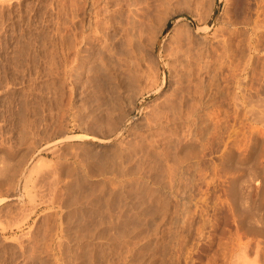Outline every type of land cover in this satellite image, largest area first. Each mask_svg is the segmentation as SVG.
Here are the masks:
<instances>
[{"label": "rangeland", "instance_id": "obj_1", "mask_svg": "<svg viewBox=\"0 0 264 264\" xmlns=\"http://www.w3.org/2000/svg\"><path fill=\"white\" fill-rule=\"evenodd\" d=\"M101 1L0 0V264H264L261 0H172L156 40L143 16L156 0H112L115 10L105 4L111 19L104 28L112 23L105 30L116 53L110 68L124 76L143 72L135 76L134 94L122 90L127 98L121 96L122 117L113 127L109 118L119 110L108 107L105 70L82 64L74 48L80 22ZM175 17L178 25L168 33ZM132 26H139L140 39ZM180 37L198 54L189 66L198 70L191 76L198 82L195 120L178 126L177 117L162 131L159 113L181 94L165 53ZM173 126L196 138L177 148L169 139L176 137Z\"/></svg>", "mask_w": 264, "mask_h": 264}, {"label": "bare ground", "instance_id": "obj_2", "mask_svg": "<svg viewBox=\"0 0 264 264\" xmlns=\"http://www.w3.org/2000/svg\"><path fill=\"white\" fill-rule=\"evenodd\" d=\"M73 1V0H72ZM90 1V0H89ZM93 1H95V0H93ZM92 0H91V3L90 2H88V4H90V6L92 5V2H93ZM112 0H104V2H102V3H104L103 5V7L102 8H100L99 10L98 9H95V8H93V6H92V8L94 9L93 11H94V13L92 14V15H90L89 17H87V19L85 20V21H83V22H80V25H79V27H81V29H80V32H78L79 33V35H77L76 33H75V36H77L76 38L78 39V40H76V38H75V40H73V43H74V41H75V45H74V48H75V53H76V55L78 56V57H80V59H81V61L80 62H82V64H85V63H88L87 65H89L91 62L93 63V62H95L94 63V65H93V67H91L92 69H94L95 71H100V70H105V76H106V78H107V85H105V86H107V89L105 90V91H107V101H108V107H110L111 109H114V110H119V113L115 116H112V118L110 119L109 118V123L111 124V126L113 127L114 125H116L115 123L118 121V120H120L121 119V117H122V112H121V109H122V107H121V109H120V105H123V104H120V99H121V96L122 95H124V94H122V90H129L128 92H126L127 94H128V97L130 96V95H132V94H134L136 91L134 90L135 88H134V86H137V85H134V82H135V76L137 77L138 75L141 77V75L143 74V72H142V74L140 75V74H137L138 72H135L136 74L135 75H133V72H132V74L130 75V74H128V76H124V75H121L120 73H118L115 69H111L110 68V66H109V64H108V62H110L109 60H111V58L109 59V57H110V55H111V52L114 54L115 53V48H114V52L112 51V47H111V42L109 41V35H108V27L112 24H110L107 28H104V26H106V24H109L110 23V17H109V7H107L108 5H105V4H108L109 2H111ZM116 1V0H115ZM120 1V0H119ZM128 1V0H127ZM146 1V0H145ZM154 1V0H153ZM152 1V6L154 5L155 6V4H156V2L154 3ZM157 1V4H156V7L152 10V12L153 11H155V12H147L148 14H145V12L146 11H144V18H146V21H148L149 22V25L151 26L150 28H151V30H150V32L148 33V34H150L151 35V39L152 40H156L158 37H159V35L161 34V33H163V31H164V29H165V27L167 26V24H168V20L171 18V14H169L170 12H166V11H169V10H166L167 8L169 9V7H167V6H169V4L171 3V1L172 0H156ZM174 1V0H173ZM180 1V0H179ZM199 1V0H198ZM256 1V0H255ZM263 0H261V2H262ZM118 2V1H117ZM117 2H114L113 1V3L111 2V4H113L114 5V10H115V8L116 7H118L117 5H115L114 3H116L117 4ZM122 2V1H121ZM261 2H259V7L260 8H262L261 9V11H264V1H263V3H261ZM124 3H125V1H124ZM141 3H143V1H140V3L139 4H141ZM146 3V2H145ZM151 2H149V3H146V4H150ZM197 3V2H196ZM57 4V3H56ZM111 4H109V6H111ZM258 4V3H257ZM47 5V4H46ZM96 5V4H95ZM112 5V6H113ZM119 5V4H118ZM133 5V4H132ZM137 5V4H136ZM144 5V4H143ZM151 5V4H150ZM89 6V5H88ZM116 6V7H115ZM129 6V5H128ZM138 6V5H137ZM140 6V5H139ZM138 6V7H139ZM141 6H142V4H141ZM195 6V5H194ZM10 7V6H9ZM74 7V6H73ZM72 7V8H73ZM77 7V6H76ZM81 7V6H80ZM143 7V6H142ZM146 7H147V5H146ZM151 7V6H150ZM258 7V6H257ZM258 7V9H260ZM75 8V7H74ZM89 8V7H88ZM87 8V9H88ZM113 8V7H112ZM121 8V7H120ZM131 8V7H130ZM144 8V7H143ZM148 8H149V5H148ZM175 8V7H174ZM2 9V8H1ZM68 9V8H67ZM90 9V8H89ZM111 9V8H110ZM118 9V8H117ZM116 9V10H117ZM146 10H147V8H145ZM181 9V8H180ZM96 10H98L99 12H97ZM113 10V11H114ZM122 10V9H121ZM134 10V9H133ZM138 10H139V8H138ZM92 11V10H91ZM113 11H111V12H113ZM130 11V10H129ZM225 11H226V9H225ZM260 11V10H259ZM90 12V11H89ZM131 12H133V11H131ZM141 12H142V8H141ZM141 12H140V14H141ZM172 12V11H171ZM174 12V11H173ZM135 13V12H134ZM229 13V12H228ZM56 14V13H55ZM90 14H91V12H90ZM135 14H137V13H135ZM134 14V15H135ZM139 14V13H138ZM143 14V13H142ZM258 14V13H257ZM262 14H264V13H262ZM261 14V15H262ZM43 15V14H42ZM145 15H147V17H145ZM154 15L156 16V15H158L157 16V20L155 21V19H154V21H155V23H152L153 22V18H154ZM32 16V15H31ZM61 16V15H60ZM67 16V15H66ZM74 16V15H73ZM83 16H85V15H83ZM110 16H112V15H110ZM114 16V15H113ZM131 16V15H130ZM233 16V15H232ZM50 17V16H49ZM75 17V16H74ZM129 17V16H128ZM255 17V16H254ZM34 18V17H33ZM114 18V17H113ZM134 18V17H133ZM137 18H139L140 19V17H137ZM143 18V17H142ZM61 19V18H60ZM70 19V18H69ZM81 19V18H80ZM179 19H180V17H175L174 18V21H173V24L168 28V30H167V32L169 33V32H171V31H174L175 29H176V27H177V25H178V21H179ZM254 19V18H253ZM75 20V19H74ZM134 20V19H133ZM135 20L136 21H134V22H131L130 20V22L133 24V23H137V19H136V16H135ZM256 20V19H255ZM261 20H263V19H261ZM260 20V21H261ZM72 21H73V19H72ZM81 21V20H80ZM116 21V20H115ZM129 21L126 23V24H129ZM231 21V20H230ZM75 22H76V20H75ZM111 22H113V21H111ZM124 22V21H123ZM139 22V21H138ZM254 22V21H253ZM50 23V22H49ZM129 24V25H132V24ZM141 24H139V26L140 25H142V23H144V21L143 22H140ZM151 23H152V25H151ZM263 23V22H262ZM30 24H32V23H30ZM118 24V23H117ZM121 24V23H120ZM144 24H147V23H144ZM143 24V25H144ZM232 24V23H231ZM255 24V23H254ZM264 24V23H263ZM78 25V24H77ZM136 25V24H135ZM138 25V24H137ZM35 26V25H34ZM121 26H123L124 27V25H121ZM126 26V25H125ZM138 26V27H139ZM145 26V25H144ZM254 26V25H253ZM257 26H258V24H257ZM76 27V26H75ZM75 27L73 28V29H75ZM78 27V28H79ZM133 27V26H132ZM137 27V26H136ZM136 27L134 26L133 27V29H134V34L136 35L137 33H135V30H136ZM137 27V28H138ZM141 27V26H140ZM146 27V26H145ZM224 27V26H223ZM233 27V26H232ZM250 27V26H249ZM66 28V27H65ZM116 28V27H115ZM122 28V27H121ZM127 28V27H126ZM128 28H130V27H128ZM127 28V29H128ZM143 28V27H142ZM147 28V27H146ZM52 29V28H51ZM72 29V30H73ZM105 29H107V31L105 30ZM114 29V28H113ZM112 29V30H113ZM132 31H133V29L132 28H130ZM140 29V28H139ZM138 29V30H139ZM145 29V28H144ZM181 29V28H180ZM21 30V29H20ZM58 30V29H57ZM61 30V29H60ZM76 30H77V28H76ZM124 30V29H123ZM131 30H129L128 29V31H130V32H132ZM136 31V32H140V30L139 31ZM143 30V29H142ZM141 30V31H142ZM147 30V29H146ZM256 30V29H255ZM77 31H79V30H77ZM76 31V32H77ZM125 31V30H124ZM145 31V30H144ZM148 31H149V29H148ZM75 32V31H74ZM129 32V33H130ZM166 32V33H167ZM176 32V31H175ZM213 32V31H212ZM71 33H72V31H71ZM121 33V32H120ZM129 33H128V35H129ZM132 33V34H133ZM58 34V33H57ZM69 34V33H68ZM73 34V33H72ZM117 34H119V32L117 33ZM121 34H125V32L123 33H121ZM127 34V33H126ZM138 34H141V33H138ZM137 34V35H138ZM258 34V33H257ZM143 35V34H142ZM59 36V35H58ZM74 36V37H75ZM126 36V35H125ZM132 36H134V35H131V38H132ZM171 36V35H170ZM176 36V35H175ZM179 36V35H178ZM114 37V36H113ZM121 37V36H120ZM119 36H118V38H120ZM136 37V36H135ZM73 38V37H72ZM134 38V37H133ZM138 38H139V35H138ZM137 37L136 38H134V39H138ZM149 38H150V36H149ZM235 38V37H234ZM253 38H255V37H253ZM74 39V38H73ZM116 39H117V37H116ZM140 39V38H139ZM44 40V39H43ZM113 40H115V39H113ZM126 41L128 40V39H125ZM177 41H175V40H173V42L175 43L174 44V46L173 47H171L170 49H168V51H166V53H165V59H166V63L168 64V65H170V67L172 66V67H175V68H173V69H175V71L174 72H176V74H177V79L179 80V82L178 83H180L181 85L179 86V91H180V95H178V97H177V100H175V102L173 101L172 102V104L170 105V104H168V105H170V106H168L169 108H167V110H161L162 112H160L159 114V116H158V118H157V123H158V126H159V128L160 129H162V131H164V130H166L167 128H168V124H172V123H174V122H176L177 120H176V118L178 117V122H179V125L178 126H186V127H190V125H192L191 124V120H193L194 119V116L193 117H190V116H192V115H190V114H192L193 113V110H194V108H195V104H193L194 103V100H195V97L197 96V89L198 88H196L195 89V84H197L198 82L196 81L197 79H198V77H197V79L195 80V82H197V83H195L194 84V82H192V74H193V72H194V70L196 69H194L193 70V68L192 67H189L190 65H191V60L195 57V55H198V54H194V52H192L190 49H189V45H186V46H184L186 43L184 42V40L180 37L179 39H176ZM116 41V40H115ZM230 41V40H229ZM29 42V41H28ZM43 42V41H42ZM70 42V41H69ZM119 42H120V40H119ZM128 42H130L129 40H128ZM141 42V41H140ZM152 43V42H151ZM204 43V42H203ZM65 44V43H64ZM122 44H124V42H122ZM128 44V43H127ZM133 44V43H132ZM188 44H190V43H188ZM207 44V43H206ZM133 45H135V43L133 44ZM76 46V47H75ZM126 46V45H125ZM129 46V45H128ZM169 46H170V44H169ZM172 46V45H171ZM191 46V45H190ZM198 46H199V44H198ZM56 47V46H55ZM122 47V46H121ZM132 47V50H133V47L134 46H131V44H130V48ZM234 47V46H233ZM243 47V46H242ZM62 48V47H61ZM73 48V49H74ZM117 48V47H116ZM127 48V47H126ZM192 48V47H191ZM152 49V48H151ZM257 49V48H256ZM117 50V49H116ZM74 51V50H73ZM86 52V53H84V54H81V52ZM129 53L131 52L129 49L127 50ZM139 51H141V50H139ZM248 51V50H247ZM117 52V51H116ZM127 52V53H128ZM241 52V51H240ZM58 53V52H57ZM63 53V52H62ZM74 53V52H73ZM139 53V52H138ZM199 53V52H198ZM112 54V55H113ZM203 54V53H202ZM262 54V53H261ZM127 55V54H126ZM129 55V54H128ZM136 55H137V53H136ZM147 55V54H146ZM76 56V57H77ZM122 56V55H121ZM135 56V55H134ZM201 56V55H200ZM231 56V55H230ZM26 57V56H25ZM40 57V56H39ZM113 57H116V53H115V56H113ZM197 57V56H196ZM195 57V58H196ZM203 57V56H202ZM248 57V56H247ZM120 58V57H119ZM133 58V57H132ZM214 58V57H213ZM220 58V57H219ZM256 58V57H255ZM73 59H75V57H73ZM115 60H116V58H114ZM113 59V60H114ZM118 59V58H117ZM124 59V58H123ZM129 59V58H128ZM137 59V58H136ZM203 59V58H202ZM241 59V58H240ZM65 60V59H64ZM71 60V59H70ZM76 61H77V59H75ZM134 60V59H133ZM120 61V60H119ZM130 61V60H129ZM202 61V60H201ZM74 62V61H73ZM79 62V63H80ZM114 62V61H113ZM124 63H125V61H123ZM126 62H128V61H126ZM229 62V61H228ZM244 62H245V60H244ZM91 63V64H92ZM111 63V62H110ZM132 63V62H131ZM140 63V62H139ZM75 64V63H74ZM90 64V65H91ZM242 64V63H241ZM64 65V64H63ZM69 65V64H68ZM78 65V64H77ZM112 65V64H111ZM116 65V63L114 64V66ZM120 65V64H119ZM75 66V65H74ZM74 66H73V68H74ZM121 66V65H120ZM126 66H128V65H126ZM131 66V65H130ZM195 66V65H194ZM203 66H204V64H203ZM55 67V66H54ZM132 67H134V66H132ZM75 68H77V67H75ZM88 68H89V66H88ZM90 68V69H91ZM131 68V67H130ZM136 68H137V66H136ZM138 68H140V67H138ZM192 68V69H191ZM217 68V67H216ZM220 68V67H219ZM59 69V68H58ZM72 69V68H71ZM80 69V68H79ZM78 69V70H79ZM82 69V68H81ZM85 69H86V67H85ZM150 69V68H149ZM155 69V68H154ZM203 69V68H202ZM202 69H200V70H202ZM224 69V68H223ZM232 69V68H231ZM124 70V69H123ZM127 70V69H126ZM143 70V69H142ZM157 70V69H156ZM93 71V70H92ZM131 71H133V70H131ZM137 71V70H136ZM141 71V70H140ZM195 71H197L198 72V70H195ZM100 72H102V71H100ZM121 72H123V71H121ZM128 72H130V70L128 69ZM152 72V71H151ZM155 72V71H154ZM231 72V71H230ZM36 73V72H35ZM92 73V72H91ZM125 73V72H124ZM141 73V72H140ZM94 74V73H93ZM123 74V73H122ZM127 74V73H126ZM231 74V73H230ZM98 75V74H97ZM100 75V74H99ZM102 75V74H101ZM100 75V76H101ZM195 75V74H194ZM99 76V77H100ZM194 77V76H193ZM97 78V77H96ZM173 78H175L174 76H173ZM241 78V77H240ZM138 79V78H137ZM137 79H136V81H137ZM176 79V78H175ZM199 79H200V77H199ZM31 80V79H30ZM105 80V79H104ZM103 79H102V81H104ZM139 80V79H138ZM203 80V79H202ZM93 81V80H92ZM155 81V80H154ZM261 81V80H260ZM149 82V81H148ZM193 83L192 85L190 84V83ZM256 82V81H255ZM258 82H259V80H258ZM103 83V82H102ZM151 83V82H150ZM177 83V82H176ZM201 83V82H200ZM104 84V83H103ZM136 84V83H135ZM155 85V84H154ZM179 85V84H178ZM251 85V84H250ZM54 86V85H53ZM103 86V85H102ZM198 86V85H197ZM65 87V86H64ZM69 87V86H68ZM67 87V88H68ZM92 87V86H91ZM104 87V86H103ZM102 87V88H103ZM142 87V86H141ZM161 87H164L163 86V84H161V86L159 87V85L157 86V87H155L156 89L155 90H160L161 89ZM205 87V86H204ZM215 87V86H214ZM5 88V87H4ZM106 88V87H105ZM104 88V89H105ZM151 88H154V87H152V86H150L149 88H147V89H150L151 90ZM240 88V87H239ZM177 89V88H176ZM200 89V88H199ZM255 89V88H254ZM96 90V89H95ZM136 90H137V88H136ZM257 90V89H256ZM135 91V92H134ZM199 91V90H198ZM124 93H125V91H123ZM138 92V91H137ZM173 92V91H172ZM218 92V91H217ZM255 92V91H254ZM100 93V92H99ZM207 93V92H206ZM229 93V92H228ZM241 93H242V91H241ZM127 94H125V95H127ZM140 94V93H139ZM103 95V94H102ZM105 95V94H104ZM124 95V96H125ZM199 95H200V93H199ZM198 95V96H199ZM214 95V94H213ZM253 95V94H252ZM68 96V95H67ZM92 96V95H91ZM134 96V95H133ZM126 97V96H125ZM172 97V96H171ZM214 97V96H213ZM240 97V99L242 98V96L240 95L239 96ZM127 98V97H126ZM201 98V97H200ZM222 98V97H221ZM224 98V97H223ZM251 98V97H250ZM130 99V98H129ZM197 99V98H196ZM233 99V98H232ZM201 100V99H200ZM228 100V99H227ZM264 100V99H263ZM106 101V100H105ZM130 102L132 101L131 99L129 100ZM172 101V100H171ZM231 101V100H230ZM233 101H234V99H233ZM236 101V100H235ZM243 101V100H242ZM241 101V102H242ZM129 102V103H130ZM252 102H253V100H252ZM251 102V103H252ZM106 104H107V102H105ZM166 103V102H165ZM78 104V103H77ZM126 104V103H125ZM198 104V103H197ZM242 104V103H241ZM260 104V103H259ZM74 105V104H73ZM199 105V104H198ZM197 105V106H198ZM217 105V104H216ZM215 105V106H216ZM262 105V104H261ZM104 106V105H103ZM200 106V105H199ZM258 106V105H257ZM79 107V106H78ZM82 107V106H81ZM163 107V106H162ZM167 107V106H166ZM202 107V106H201ZM225 107V106H224ZM235 107V106H234ZM262 107V106H261ZM158 108V107H157ZM164 108V107H163ZM183 108H186V110L184 111V109ZM230 108V107H229ZM239 108V107H238ZM165 109V108H164ZM217 110V109H216ZM250 110V109H249ZM84 111V110H83ZM112 111V110H111ZM196 111V110H195ZM125 112V111H124ZM183 112H185L184 114H185V116H183ZM188 112V113H187ZM218 112V111H217ZM243 112V111H242ZM75 113V112H74ZM107 113V112H106ZM262 113V112H261ZM188 114V115H187ZM198 114V113H197ZM250 114V113H249ZM100 115V114H99ZM105 115V114H104ZM103 115V116H104ZM109 115V114H108ZM108 115H106V116H108ZM111 115H113V113L111 112V114H110V117H111ZM152 115V114H151ZM203 115V114H202ZM236 115V114H235ZM254 115V114H253ZM195 116H196V114H195ZM213 116V115H212ZM105 117V116H104ZM103 117V118H104ZM232 117V116H231ZM251 117V116H250ZM93 118V117H92ZM99 118V117H98ZM105 118H107V117H105ZM104 118V119H105ZM191 118H193V119H191ZM225 118V117H224ZM235 118V117H234ZM239 118V117H238ZM156 119V118H155ZM198 119H199V117H198ZM205 119V118H204ZM231 119V118H230ZM100 120H101V118H100ZM195 120V119H194ZM254 120V119H253ZM107 121H108V119H107ZM92 122V121H91ZM94 122V121H93ZM103 122H105V120L103 121ZM217 122V121H216ZM219 122V121H218ZM100 123H102V121L100 122ZM238 123V122H237ZM88 124H90V123H88ZM103 124V127H104V125H105V123H102ZM118 124V123H117ZM152 124V123H151ZM231 124V123H230ZM25 125V124H24ZM93 125V124H92ZM96 125V124H95ZM100 125V124H99ZM98 125V126H99ZM176 124H175V126H177ZM195 125V124H194ZM247 125V124H246ZM84 126H86V124L84 125ZM100 126H102V125H100ZM110 126V125H109ZM234 126V125H233ZM239 126V125H238ZM242 126H243V124H242ZM92 127H95V126H92ZM106 127V126H105ZM229 127V126H228ZM258 127V126H257ZM27 128V127H26ZM86 128V127H85ZM87 128H89V126L87 127ZM116 128V127H115ZM118 128V127H117ZM158 128V127H157ZM173 128H174V126L172 127V128H170V129H172L171 131L174 133L175 132V130H173ZM179 128V127H178ZM221 128V127H220ZM90 129V128H89ZM94 129V128H93ZM99 129H100V127H99ZM112 129V128H111ZM180 129V128H179ZM209 129V128H208ZM231 129V128H230ZM243 129V128H242ZM86 130V129H85ZM133 130V129H132ZM156 130V129H155ZM168 130V129H167ZM182 131H184L183 129H181ZM233 130H235V129H233ZM239 130V129H238ZM24 131V130H23ZM93 131V130H92ZM111 131V130H110ZM158 131V130H157ZM180 132V131H177V132H175V134H176V137L172 140V138H169L170 139V141H173V142H175V146L177 147V145H178V147L177 148H179V146L181 147V146H183V145H187V144H190V142L193 140V137H195L194 135H190V136H187L186 134H184L186 131H184V133L183 132ZM201 131V130H200ZM228 131H230V130H228ZM245 131H246V129H245ZM115 132V131H114ZM153 132H154V130H153ZM152 132V133H153ZM168 132V131H167ZM166 132V133H167ZM181 133V134H178V133ZM209 132V131H208ZM236 132V131H235ZM110 133V132H109ZM144 133V132H143ZM162 133V132H161ZM183 133V134H182ZM190 133V132H189ZM188 133V134H189ZM213 133V132H212ZM33 134V133H32ZM116 134V133H115ZM17 136V135H16ZM152 136H154V138H153V146H158V145H160L159 144V142H158V138H155L156 136L154 135V134H152ZM161 136V135H160ZM236 136V135H235ZM241 136V135H240ZM78 137V136H77ZM143 137H144V135H143ZM143 137H142V139H140V141L141 140H143ZM159 137V136H158ZM239 137V136H238ZM99 138V137H98ZM161 138V137H160ZM196 138V137H195ZM206 138H208V136L206 137ZM150 139H151V136H150ZM162 139V138H161ZM200 139V138H199ZM20 140V139H19ZM126 140V139H125ZM127 141V140H126ZM195 141V140H194ZM142 143H143V141H141ZM145 142V141H144ZM162 142V141H161ZM193 142V141H192ZM231 142V141H230ZM244 142V141H243ZM31 143V142H30ZM117 143V142H116ZM169 143V142H168ZM203 143V142H202ZM223 143V142H222ZM246 143V142H245ZM27 144V143H26ZM150 144V143H149ZM72 145V144H71ZM225 145V144H224ZM252 145V144H251ZM146 146V145H145ZM55 147V146H54ZM152 147V146H151ZM165 147H167V146H165ZM56 148V147H55ZM127 148V147H126ZM118 149V148H117ZM154 149V148H153ZM157 150H159L158 148H156ZM155 149V150H156ZM226 149V148H225ZM245 149V148H244ZM53 150H54V148H53ZM154 150V151H155ZM156 150V151H157ZM162 150H163V148H162ZM162 150H161V152H160V156H162L163 154H162ZM224 150V149H223ZM119 151V150H118ZM122 151V150H121ZM160 151V150H159ZM241 151V150H240ZM94 152H95V150H94ZM97 152V151H96ZM117 152V151H116ZM142 152V151H141ZM144 152H146V151H144ZM194 152V151H193ZM230 152V151H229ZM124 153V152H123ZM156 153V152H155ZM154 153V154H155ZM164 153V152H163ZM234 153V152H233ZM59 154V153H58ZM97 154V153H96ZM120 154V153H119ZM149 153H147V155H148ZM152 154V153H151ZM165 154V153H164ZM178 154V153H177ZM135 155V154H134ZM156 155H157V153H156ZM159 155V154H158ZM205 156V155H204ZM226 156V155H225ZM95 157V156H94ZM195 157V156H194ZM218 157V156H217ZM223 157V156H222ZM43 158V157H42ZM151 158V157H150ZM156 158V157H155ZM161 158V157H160ZM162 158H163V156H162ZM168 158V157H167ZM40 159V158H39ZM101 159V158H100ZM107 159V158H106ZM153 159H154V157H153ZM159 159V158H158ZM166 159V158H165ZM165 159H164V161H165ZM133 160V159H132ZM141 160V159H140ZM221 160V159H220ZM39 161H41V159L39 160ZM38 161V162H39ZM42 161H43V159H42ZM45 161V160H44ZM56 161V160H55ZM59 161V160H58ZM67 161V160H66ZM109 161V160H108ZM116 161H117V159H116ZM151 161V160H150ZM167 161V160H166ZM230 161V160H229ZM104 162H106V161H104ZM119 162V161H118ZM131 162V161H130ZM215 162V161H214ZM35 163V162H34ZM34 163H33V165H34ZM42 163V162H41ZM53 163V162H52ZM55 163V162H54ZM107 163H109V162H107ZM111 163V162H110ZM109 163V164H110ZM114 163V162H113ZM113 163H111V164H113ZM138 163V162H137ZM136 163V164H137ZM160 163V162H159ZM39 164V163H38ZM46 164V163H45ZM117 164V163H116ZM139 164V163H138ZM161 164V163H160ZM126 165V164H125ZM165 165V164H164ZM45 166V165H44ZM51 166V165H50ZM55 166V165H54ZM154 166V165H153ZM190 166V165H189ZM52 167V166H51ZM107 167V166H106ZM113 167H115L114 165H113ZM112 167V168H113ZM137 167H139V166H137ZM32 168V167H31ZM34 168V167H33ZM54 168H56V167H54ZM121 168V167H120ZM119 168V169H120ZM152 168V167H151ZM163 168V167H162ZM167 168V167H166ZM222 168V167H221ZM224 168V167H223ZM51 169V168H50ZM58 169V168H57ZM115 169H117V168H115ZM124 169V168H123ZM127 169V168H126ZM154 169V168H153ZM159 169H160V166H159ZM33 171H34V169H32ZM112 170V169H111ZM121 171H122V169H120ZM166 170V169H165ZM167 170H168V168H167ZM224 170V169H223ZM82 171V170H81ZM80 171V172H81ZM124 171V170H123ZM156 171V170H155ZM161 171V170H160ZM172 171V170H171ZM211 171V170H210ZM80 172H78V175H79V173ZM110 172V171H109ZM108 172V173H109ZM140 172V171H139ZM159 172V171H158ZM170 171L168 170V173H169ZM224 172V171H223ZM17 173V172H16ZM39 173V172H38ZM37 173V174H38ZM41 173V172H40ZM54 173V172H53ZM76 173H77V170H76ZM142 173V172H141ZM146 173V172H145ZM150 173V172H149ZM36 174V175H37ZM56 173H54V175H55ZM129 174V173H128ZM148 174V173H147ZM157 174V173H156ZM32 175V174H31ZM81 175V174H80ZM27 177V176H26ZM30 177V176H29ZM34 177V176H33ZM78 177V176H77ZM128 177V176H127ZM34 178H36V177H34ZM33 178V179H34ZM55 178V177H54ZM79 178V177H78ZM131 178V177H130ZM193 178V177H192ZM28 179V178H27ZM42 179V178H41ZM45 179V178H44ZM127 179V178H126ZM138 179V178H137ZM140 179V178H139ZM109 180V179H108ZM143 180V179H142ZM254 180V179H253ZM28 181V180H27ZM27 181L26 182H24V183H26L27 184ZM52 181V180H51ZM77 181H79V179H77ZM152 181V180H151ZM29 182V181H28ZM31 182V181H30ZM46 182H47V180H46ZM114 182V181H113ZM171 182V181H170ZM68 183V182H67ZM97 183V182H96ZM168 183V182H167ZM30 184H32V183H30ZM47 184V183H46ZM78 184L79 185H81V183L80 182H78ZM135 184V183H134ZM221 184V183H220ZM42 185H43V183H42ZM44 185H45V181H44ZM44 185H43V187H44ZM62 185V184H61ZM26 186V185H25ZM31 186V185H30ZM33 186V185H32ZM64 186V185H63ZM137 186V185H136ZM258 186V185H257ZM23 187H24V185H23ZM34 187V186H33ZM75 187H77V186H75ZM80 187H82V186H80ZM121 187V186H120ZM30 188V187H29ZM53 188V187H52ZM79 188V187H78ZM61 189V188H60ZM134 189V188H133ZM152 189V188H151ZM27 191H28V189H26ZM46 190V189H45ZM51 190V189H50ZM63 190V189H62ZM127 191V190H126ZM26 192V191H25ZM29 192H30V190H29ZM52 192V191H51ZM78 192V191H77ZM112 192H114V191H112ZM36 193V192H35ZM46 193H48V192H46ZM50 193V192H49ZM73 193V192H72ZM188 193V192H187ZM28 194V193H27ZM34 194V193H33ZM192 194V193H191ZM34 196V195H33ZM228 196V195H227ZM29 197V196H28ZM109 197V196H108ZM144 197V196H143ZM7 198V197H6ZM31 198V197H30ZM111 198V197H110ZM182 198V197H181ZM192 198V197H191ZM194 198V197H193ZM32 199V198H31ZM2 200V199H1ZM187 201V200H186ZM51 202V201H50ZM69 202V201H68ZM193 202V201H192ZM78 203V202H77ZM129 203V202H128ZM195 204V203H194ZM218 204V203H217ZM83 205V204H82ZM116 205V204H115ZM228 205V204H227ZM73 206V205H72ZM122 206V205H121ZM69 208V207H68ZM140 208V207H139ZM131 209V208H130ZM22 210V209H21ZM123 210V209H122ZM192 210V209H191ZM124 212V211H123ZM194 212V211H193ZM70 214V213H69ZM194 214V213H193ZM253 214V213H252ZM132 215V214H131ZM70 216V215H69ZM73 216V215H72ZM106 216V215H105ZM139 216V215H138ZM152 216V215H151ZM168 216V215H167ZM201 216V215H200ZM251 216V215H250ZM110 217V216H109ZM191 217V216H190ZM71 218V217H70ZM91 221V220H90ZM68 223V222H67ZM103 224V223H102ZM189 224V223H188ZM257 224V223H256ZM136 225V224H135ZM155 225V224H154ZM65 227V226H64ZM88 227V226H87ZM152 230H154L153 228H152ZM155 231V230H154ZM104 232V231H103ZM151 232V231H150ZM27 233V232H26ZM114 234V233H113ZM147 234V233H146ZM151 234V233H150ZM25 236V235H24ZM77 236V235H76ZM114 236V235H113ZM257 237V236H256ZM78 238V237H77ZM96 238V237H95ZM125 238V237H124ZM134 238V237H133ZM155 238V237H154ZM78 241V240H77ZM123 241V240H122ZM148 241V240H147ZM154 241V240H153ZM166 241V240H165ZM164 241V242H165ZM255 241V240H254ZM124 242H125V240H124ZM256 242V241H255ZM77 243V242H76ZM140 243V242H139ZM149 243V242H148ZM168 243V242H167ZM95 244V243H94ZM256 244H258L257 242H256ZM112 245V244H111ZM128 245V244H127ZM126 245V246H127ZM154 245V244H153ZM259 245V244H258ZM257 246V245H256ZM164 247V246H163ZM127 248V247H126ZM241 248V247H240ZM123 249H125V248H123ZM130 249H131V247H130ZM154 249V248H153ZM166 249V248H165ZM164 249V250H165ZM219 249V248H218ZM87 250V249H86ZM242 250V249H241ZM103 251V250H102ZM132 251V250H131ZM253 251V250H252ZM104 252V251H103ZM256 253H257V251H256ZM116 254V253H115ZM126 254V253H125ZM92 255V254H91ZM114 255V254H113ZM118 255V254H117ZM142 255V254H141ZM160 256V255H159ZM240 256V255H239ZM244 256V255H243ZM257 256V255H256ZM255 255H254V257H256ZM85 257V256H84ZM92 257V256H91ZM135 257V256H134ZM129 258V257H128ZM113 259V258H112ZM261 259H262V257H261ZM82 260V259H81ZM129 260V259H128ZM80 261V260H79ZM127 261V260H126ZM125 261V262H126ZM92 262V261H91ZM253 262V261H252ZM139 263V262H138ZM254 263V262H253ZM252 263V264H253ZM255 264H256V262H255Z\"/></svg>", "mask_w": 264, "mask_h": 264}]
</instances>
